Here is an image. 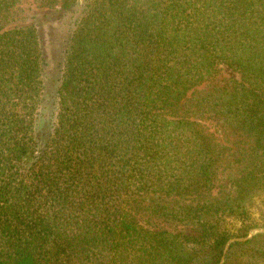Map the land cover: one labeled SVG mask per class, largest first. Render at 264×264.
<instances>
[{
    "label": "trees",
    "instance_id": "obj_1",
    "mask_svg": "<svg viewBox=\"0 0 264 264\" xmlns=\"http://www.w3.org/2000/svg\"><path fill=\"white\" fill-rule=\"evenodd\" d=\"M20 1L0 0V264H264V231L226 227L264 197V0H43L74 18L61 43L11 26ZM222 64L242 80L213 85ZM209 119L253 140L233 191Z\"/></svg>",
    "mask_w": 264,
    "mask_h": 264
},
{
    "label": "rangeland",
    "instance_id": "obj_2",
    "mask_svg": "<svg viewBox=\"0 0 264 264\" xmlns=\"http://www.w3.org/2000/svg\"><path fill=\"white\" fill-rule=\"evenodd\" d=\"M46 2L47 1L43 0H21L11 26L36 24L42 37L49 38L52 36L61 43L68 38L71 30V22H73L74 18L69 16L61 17L58 12L52 11V9L49 8L50 4ZM61 3L62 0H57L55 7L58 8ZM54 56H58V51ZM57 58L58 57H54L56 60ZM50 75L53 76V73L50 72ZM231 79L242 80L240 73L234 71L228 65L222 64L218 69L217 76L211 83L213 85L226 84ZM209 83L207 82L202 87H206ZM39 122L40 125H43L42 121ZM203 125V128L212 133L216 141L221 144V148L224 152L222 161H220L217 168L215 189L220 190L228 188L233 191L234 180L239 176L242 170V165H240L238 161L242 160L247 155L253 140L245 134L240 133L226 135L224 131L219 128L217 123L210 119L203 121ZM139 200L143 201V197H140ZM136 204L135 209L137 210H135V215L137 219L147 227L169 229L175 232L183 231L187 234L195 233L191 226L182 224L171 225L166 223L161 217L147 212L145 209L146 206L138 207ZM263 204L264 197H257L248 207L247 213H245L244 216L232 217L228 220L226 225L227 229L232 233H237L240 227L248 225L251 227L249 236L264 231L260 214Z\"/></svg>",
    "mask_w": 264,
    "mask_h": 264
}]
</instances>
